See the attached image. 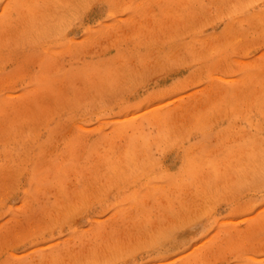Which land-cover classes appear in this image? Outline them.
Returning a JSON list of instances; mask_svg holds the SVG:
<instances>
[{
	"label": "rangeland",
	"instance_id": "1",
	"mask_svg": "<svg viewBox=\"0 0 264 264\" xmlns=\"http://www.w3.org/2000/svg\"><path fill=\"white\" fill-rule=\"evenodd\" d=\"M264 0H0V264H264Z\"/></svg>",
	"mask_w": 264,
	"mask_h": 264
},
{
	"label": "snow or ice",
	"instance_id": "2",
	"mask_svg": "<svg viewBox=\"0 0 264 264\" xmlns=\"http://www.w3.org/2000/svg\"><path fill=\"white\" fill-rule=\"evenodd\" d=\"M261 207H264V204H262ZM127 264H137V262H135V261L129 259V260L127 261Z\"/></svg>",
	"mask_w": 264,
	"mask_h": 264
}]
</instances>
